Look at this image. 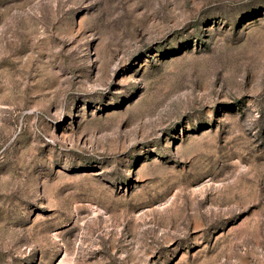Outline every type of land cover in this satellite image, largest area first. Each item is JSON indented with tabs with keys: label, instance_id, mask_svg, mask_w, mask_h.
I'll return each instance as SVG.
<instances>
[{
	"label": "rangeland",
	"instance_id": "obj_1",
	"mask_svg": "<svg viewBox=\"0 0 264 264\" xmlns=\"http://www.w3.org/2000/svg\"><path fill=\"white\" fill-rule=\"evenodd\" d=\"M0 264H264V0H0Z\"/></svg>",
	"mask_w": 264,
	"mask_h": 264
}]
</instances>
